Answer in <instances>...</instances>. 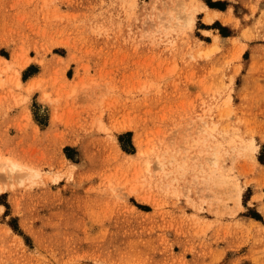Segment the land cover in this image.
Masks as SVG:
<instances>
[{"label": "rangeland", "instance_id": "1", "mask_svg": "<svg viewBox=\"0 0 264 264\" xmlns=\"http://www.w3.org/2000/svg\"><path fill=\"white\" fill-rule=\"evenodd\" d=\"M0 264H264V0H0Z\"/></svg>", "mask_w": 264, "mask_h": 264}, {"label": "bare ground", "instance_id": "2", "mask_svg": "<svg viewBox=\"0 0 264 264\" xmlns=\"http://www.w3.org/2000/svg\"><path fill=\"white\" fill-rule=\"evenodd\" d=\"M202 9L205 11L204 21L206 23H208V24L212 23L214 20H220L224 24H227L230 21V18L227 15L223 16L222 14H219L220 12H218V11L214 10V12H212V10L208 9L210 11L209 12L204 5H203ZM196 11H197V8H193L192 11L190 12L189 18H188V25L192 26V24L194 23V19H195L194 18V13ZM217 39H218L217 37H214L213 42L211 43V46L206 49L207 50L206 52L204 51L205 54H207L209 52H213V51H215V50L220 48L219 45H218V40ZM17 85H19V83H17ZM212 162H213V160H212ZM216 162H217V157H215V159H214V164H216ZM4 166L10 172H13V171L21 168L20 165L14 163V162H10V161H7Z\"/></svg>", "mask_w": 264, "mask_h": 264}, {"label": "crops", "instance_id": "3", "mask_svg": "<svg viewBox=\"0 0 264 264\" xmlns=\"http://www.w3.org/2000/svg\"><path fill=\"white\" fill-rule=\"evenodd\" d=\"M206 9L208 10V8L206 7ZM209 11V10H208ZM215 11H217V10H215ZM210 12V11H209ZM212 12H214V10H212ZM219 14H223V13H219Z\"/></svg>", "mask_w": 264, "mask_h": 264}]
</instances>
